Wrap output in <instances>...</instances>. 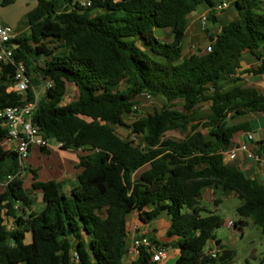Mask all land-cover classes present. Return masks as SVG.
Returning a JSON list of instances; mask_svg holds the SVG:
<instances>
[{"label": "trees", "instance_id": "obj_1", "mask_svg": "<svg viewBox=\"0 0 264 264\" xmlns=\"http://www.w3.org/2000/svg\"><path fill=\"white\" fill-rule=\"evenodd\" d=\"M15 1L0 0L2 6ZM91 2L86 9L77 0H40L25 17L29 36L12 42L15 64L25 65L33 86L53 83L39 101L35 125L62 151L87 155L79 157L81 174L74 182H40L31 171L32 189L43 201L36 214L24 178L17 177L18 155L2 146L8 133L0 120V182L14 178L0 191V264H125L133 214L143 225L165 214L171 218L167 237L174 243L152 241L177 250L175 264H216L220 256L210 258L207 248L214 243L226 249L216 237L225 225L218 192L242 201L231 229L240 231L251 221L264 236V184L225 162L235 136L251 132L248 123L236 120L264 115V95L236 78L247 54L260 63L248 73L264 75V0H236V16L219 33H210L213 51L191 56L182 46L190 16L204 8L209 24L217 25L213 10L225 0ZM157 30H169L170 40L157 38ZM1 67L0 110L22 105V96L8 92L16 67ZM68 85L77 87L79 98L63 106ZM146 94L161 107L127 125L123 114ZM28 101H34L32 91ZM204 105L209 109L201 112ZM117 128L130 130L141 144L123 139ZM169 132L187 136L176 141L167 138ZM257 147L264 154V143ZM211 188L216 211L200 198ZM152 258L141 248L131 264H155Z\"/></svg>", "mask_w": 264, "mask_h": 264}, {"label": "rangeland", "instance_id": "obj_2", "mask_svg": "<svg viewBox=\"0 0 264 264\" xmlns=\"http://www.w3.org/2000/svg\"><path fill=\"white\" fill-rule=\"evenodd\" d=\"M78 2H84L85 0H77ZM227 3H229V9L226 11H223L221 13H218V24H208L207 30L209 33L218 32L220 28L223 25L228 24L230 21H232L233 17L236 16V10L234 7V2L236 0H225ZM206 9L200 8L197 14L202 15ZM99 11L93 10L91 14L96 15ZM190 18H189V26H190ZM166 30H157L156 36L157 38H161L163 41H168L169 39L168 35L166 34ZM206 31H202L201 28L197 29V32L195 34V43H200L201 46H206L209 43V40L206 35ZM15 34L17 36L19 35H25L29 36L30 29L27 19H23L18 26V28L15 30ZM208 34V33H207ZM204 36V37H203ZM203 38V39H202ZM190 35L187 34V36L184 39V42L182 44L184 53H186L190 43H191ZM54 45H50V48H53ZM191 48V47H190ZM61 50H59L57 53H60ZM248 63H251L252 60L249 58H245ZM40 67H44V60L40 61ZM255 69V68H254ZM36 93L41 100L45 96V83L43 81H40V85L36 87ZM79 98V91L76 86L74 85H68V93L65 98L64 104L70 105L72 102H75ZM162 105V102L157 101L155 99L148 100L146 98H141L137 103V113H134V110L128 113L123 114V118L125 120V123L129 126H131L134 121L140 120L142 117H146L148 114H153L155 109H159ZM178 109L181 110V105L178 106ZM209 106L204 105L200 109L201 112L208 111ZM260 122H264V119L262 121H257V125L260 124ZM119 136H121L123 139L128 141L136 142L137 144H141V139L137 135H134L131 133L130 130L125 128H117L116 129ZM201 132L208 136V130L201 129ZM190 133V132H189ZM187 134L183 132H169L167 134V138L176 140V141H182L186 138ZM256 140H260L262 138V135L259 131H256ZM52 149L50 150V153L52 156L40 155L38 154H32V158L30 159L29 163L31 166L36 170L46 171L50 169L52 166H57L60 164L61 158L63 156V153H60L58 150V144L55 141H51ZM3 148L8 151L10 148L4 143ZM30 178V176H29ZM29 178L26 176L24 177L25 181V188L30 193L31 197H33L35 201V205L32 209L33 212L36 214L40 213L43 207V201H42V195L39 192H33L31 191V182L29 181ZM217 198L221 200V205L218 209V215L221 216L223 221L225 222V225L221 227L219 230L216 231V237L217 239L221 240L223 243V246L226 248L225 250H221V255L224 251H231L233 253V259L228 264H264V236L259 228L254 226L251 221H249V225L243 229V233H240L239 231H236L234 229L230 228V225L233 222H237L240 218L237 215V209L242 205V201L235 195V194H223V193H217ZM203 206L206 207L210 211H216L214 204H208L206 202L203 203ZM163 244L166 246L172 245V240L165 237L163 239ZM211 247H216V245L213 243ZM210 247L207 248V252H210ZM171 253H177V250H171ZM220 255V257H221ZM200 264H213L211 261L203 260L200 262ZM216 264H221L220 262Z\"/></svg>", "mask_w": 264, "mask_h": 264}, {"label": "built area", "instance_id": "obj_3", "mask_svg": "<svg viewBox=\"0 0 264 264\" xmlns=\"http://www.w3.org/2000/svg\"><path fill=\"white\" fill-rule=\"evenodd\" d=\"M80 6L88 9L91 8V0H85L80 3ZM229 3L224 2L217 6L213 11L215 13H221L229 9ZM2 5L0 2V11ZM209 13L203 15L200 20L202 27L205 30L208 27ZM17 38L15 30L6 25L0 16V72L2 71L1 64L7 66H15V77L14 82L8 87L9 93H16L22 96V105L16 107H8L0 110V120L3 122V126L8 133L7 144L10 146L9 150H14L18 155V163L20 172L17 177L24 178L27 173V160L30 156L33 148L48 149L52 148L51 140L45 138L39 127L34 123V115L37 112L39 98L36 93V88L33 86V77L28 73L27 68L23 64L16 65L14 61L13 49L11 48L12 42ZM214 41H209L206 46H192L191 52L193 55L209 54L213 51ZM53 83L50 80L45 82V90L50 89ZM29 91L34 93V101H28ZM144 98L153 100L150 95H144ZM137 107V106H136ZM134 107V111L137 108ZM249 142L253 141L251 135L248 136ZM60 147V145H58ZM239 154H243L248 160L255 161L262 164L264 167V154L258 153V148L255 146L250 148L248 145H242L237 150H234L225 155V162L231 163L238 159ZM13 177H9L5 182H0V191H4L7 185L13 180ZM233 223L230 225L232 227ZM12 229L11 231H13ZM146 248L152 255V261L155 264L162 263L167 256V252L162 247L156 246L151 237L146 234L136 236L133 239L132 250L130 256L132 260H136L139 256L140 249ZM221 255V249L211 247L209 257L212 259H218Z\"/></svg>", "mask_w": 264, "mask_h": 264}, {"label": "crops", "instance_id": "obj_4", "mask_svg": "<svg viewBox=\"0 0 264 264\" xmlns=\"http://www.w3.org/2000/svg\"><path fill=\"white\" fill-rule=\"evenodd\" d=\"M209 12H210L209 10H205L202 15L195 13V14L190 16V22L191 23H190V26L188 27L187 34L190 35V39L192 41H191V43H190V45H189V47L185 53L186 56L193 55L191 52L192 46H195V45L201 46L200 43L199 44L195 43V41H194V39L196 38L195 34L197 32V29H199V28H201L202 31H206V32L208 31L207 29L206 30L203 29L200 18ZM20 23H19V25H20ZM166 31H167L166 34L170 38L169 30H166ZM219 31L214 32V33L217 34V33H219ZM207 33H206V35H207V38L209 40L210 33L209 32H207ZM187 34H186V36H187ZM167 40L169 41L170 39H167ZM202 46H204V45H202ZM261 53L264 57V49L261 50ZM249 57H250V60H252L251 63H248L247 60L245 59V58H249ZM259 66H260V63L257 62L254 57H252L249 54L245 55L244 60L241 64V69L237 72L236 78L240 80L239 85L244 86V87L254 88L260 94L264 95V75L254 76V75L248 73L252 70H256ZM44 92L46 93V90H44ZM63 106H67V105H65L63 103ZM262 119H264V115H248L244 118L237 119L236 120L237 124L248 123L249 127L251 129V132L250 133H240V134L236 135L233 142H232L231 149L228 153H230L234 150H237L238 148H240L242 145H245V144L248 145L250 148H253L255 146L257 147L258 143H264V122L263 123L260 122V124L257 125V121H262ZM256 131H259L262 135V138L259 141L256 140V138H255ZM249 135H251L253 137L252 142H249V140H248ZM4 143L8 147H10L6 141ZM4 143H2V146ZM58 150L60 151V153H63L60 164L57 166H53V167L51 166L50 169H48L46 171H41L40 169L36 170L29 163L30 159L32 158V154L35 153V154H38V156H40L42 154L45 155V153H43L41 151V149H38V148H33L31 150L30 156H29L27 163H26L28 172L25 175L27 178H29V176H30L29 181L31 182V191L35 192L32 189V184H33L34 180H33V175L31 174V171H36L38 173V178H39L40 182H49V181H56V182H70V181H72V182H74V181L78 180V177L81 174V170H77V165L79 163V157L87 155V152H84L82 150H80L78 152H65V151H62L59 146H58ZM46 154L48 156H52V154L50 152L46 153ZM227 164L237 165L248 177H250L253 180H257L260 183L264 184V167L262 164H259L255 161H252V160H248L243 154H239V157L236 161L231 162V163H227ZM24 188H25V186H24ZM25 190L27 191V194L29 196H31L26 188H25ZM65 192L66 193L70 192V188L68 186L65 188ZM42 209H43V207H42ZM6 224H7L8 230L11 231L12 229H15L12 220L7 219ZM170 226H171V218L166 214L162 215L157 221H155L149 225L141 224L138 220V217L135 214L130 215L128 218V234H129L128 240H129V246L130 247H129V254L125 260V264H131L133 262L132 257L130 256V251L132 250L133 239L136 236L146 234L149 237H151V239H155L158 243H160L162 245L163 239L165 237H167V231L170 228ZM170 240H172V244H173L174 240L173 239H170ZM171 250H175V249L168 248L166 251L167 252L166 259L162 263H159V264H175L176 263V261L179 258V253H178V251H177V253H171Z\"/></svg>", "mask_w": 264, "mask_h": 264}, {"label": "water", "instance_id": "obj_5", "mask_svg": "<svg viewBox=\"0 0 264 264\" xmlns=\"http://www.w3.org/2000/svg\"><path fill=\"white\" fill-rule=\"evenodd\" d=\"M40 5V0H16L14 3L8 6H2L0 11V16L3 22L16 30L19 23L30 13L34 12ZM17 49V46H14ZM200 198L208 204H214V189H208ZM217 210V206H215ZM243 233V229L239 231ZM233 253L231 251H224L219 258L220 263L228 261L232 257Z\"/></svg>", "mask_w": 264, "mask_h": 264}]
</instances>
